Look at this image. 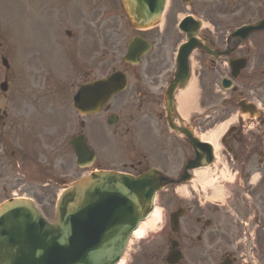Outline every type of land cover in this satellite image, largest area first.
<instances>
[{
  "label": "flooded vegetation",
  "instance_id": "1",
  "mask_svg": "<svg viewBox=\"0 0 264 264\" xmlns=\"http://www.w3.org/2000/svg\"><path fill=\"white\" fill-rule=\"evenodd\" d=\"M197 4L204 6V8L199 7ZM217 4L224 6L222 11L226 14V18L219 22H215L214 19H208L206 16L208 13L218 14V9L211 8V5L217 6ZM119 5L122 9L119 0H100L99 18L105 14L106 17L116 21L118 14L115 12V8L119 7ZM178 5L175 12H169L168 16H164L163 19H161V25L159 24L160 28L153 32L139 33L144 39L146 38V41H149L151 44L154 42V45H158V49L153 54L154 62L151 66L147 60L143 67L137 69L132 66L124 68L128 74V87L126 88V90H128L126 96L118 94V97H116L117 95L114 97L116 98L114 102L119 106L121 115L119 112L112 111L114 104H111L109 108L105 110L107 113V118L104 119L106 124L107 121L109 122L108 119H112L109 114H115L119 121L122 117L123 120L126 119L130 122H134L138 117L145 120H150L152 117H161V111L159 109L163 107V92L172 77V72L169 73L170 67H168V61L162 48L165 44L167 34L170 32H172V34L169 37H176L179 39L178 35L174 33L175 21L178 15L186 9H188L189 12H186L183 16H191L192 21L198 25V33L199 31L201 32L202 35L200 33L199 35L202 41L205 42L204 48L210 49V42H212L214 44L213 49L217 53H220V50L225 51L227 48H234L231 54L226 57L227 60L231 58L233 62L239 58H247L246 51L250 52V49L242 43L247 39L241 41L238 35H232L231 33L233 30L232 27L237 29V27L241 25L240 21L236 25L232 23L237 19L240 20L246 17V13L242 14L245 10H239V7L244 4L240 3L238 0H196L195 3L191 4V10L182 4ZM123 16L125 17L124 14ZM227 21H231L232 25L227 23ZM166 25H168V30L165 28ZM188 28L191 29L190 26H188ZM131 38L132 37L128 33L127 39H120V41L128 42ZM250 38H257L255 42L259 45H264V33L259 32L251 34ZM223 42H225V44L221 47ZM263 53L264 51L260 50L258 56H261ZM203 58H207L208 61L213 64L217 62V60L212 61L203 53L196 52V57L193 56L192 60H194L196 64L194 68H197L198 74L200 75L207 73L205 72V68L201 66V64H205L202 60ZM190 69H192V66ZM260 95L264 96V92L262 93L261 91ZM7 102L13 103L14 101L9 99ZM228 105L224 107L222 115L228 114L226 109ZM21 109L22 107L18 106V111ZM3 112V114L0 113L2 117L6 115V111L3 110ZM21 115L22 114H18V126L22 122ZM6 117L8 118V115H6ZM205 117L209 118L210 115H205ZM263 122L264 119H261L260 123ZM55 128H57V131L54 129L48 136L49 141L52 139L50 143L52 146L50 170L54 172L57 167L61 172H64L69 164V151L65 150V136L67 135V142L70 137L69 127L59 125ZM163 132L164 131L160 127L158 133L163 136ZM241 133L242 136L239 135ZM241 133L230 130L226 136V140H224L226 173L229 176L234 175V177L243 178L245 183L242 181L240 184H237L236 187H246V192H248L251 197L246 193L240 195L239 193L241 191L236 189L232 191L233 193L237 192L233 205L225 204L224 208H220L218 204H213L206 207V211L212 217L209 227L205 225L208 221L204 222L198 219V216L203 211L199 208L200 205L198 204V206L196 204L195 206H189V211L191 212L193 209V212L190 216L180 221L177 232L176 250L178 249L180 251L181 257L177 260L176 264H257L258 261L262 264L264 227H262V230L260 227L243 228L237 226L232 220L238 219L241 215L245 216L249 210L242 212L239 210L252 206L255 210L252 217H256L259 214L262 225L263 196L261 194L260 179L264 178V155L258 153L257 161L254 163L251 162L252 153L250 147H242L241 143H247V139L251 138L262 148L264 131H241ZM43 136L41 139H43ZM1 137L2 132L0 131V138ZM31 137L32 142L38 144V139L37 136L34 135V132L31 133ZM239 142L240 146H237ZM43 145H46V143L43 142ZM32 147L33 146H31V148ZM5 149L6 143L0 140V179L2 176H6L5 179L8 181L7 176H9V183L12 186H18V190L33 196L37 195L38 190H40L41 194L37 195V198L40 200L47 192L45 188L47 185H41V188H38L31 180L38 165V154L33 153V156L29 157L25 148L20 151L19 147L16 152L13 150L10 152V155L19 156L18 162H20V164L18 165L17 178V176L8 174L10 171V164L12 165L14 163V159L11 158L7 160L8 152L5 151ZM41 150L42 155H47L44 148ZM53 178H55L53 183H57V185H60V181L63 179L57 173ZM256 178L259 179L258 182L251 181ZM245 197L249 198V200ZM248 201L251 202V206L247 203ZM254 203L255 207H253ZM247 215L250 216V213ZM222 225L224 226L221 227ZM198 240H200L199 243H197Z\"/></svg>",
  "mask_w": 264,
  "mask_h": 264
},
{
  "label": "rangeland",
  "instance_id": "2",
  "mask_svg": "<svg viewBox=\"0 0 264 264\" xmlns=\"http://www.w3.org/2000/svg\"><path fill=\"white\" fill-rule=\"evenodd\" d=\"M238 1L244 4L239 7V10H245L242 13H246V19H244V21L255 19L263 13L262 10L252 9L251 6L253 2L251 0ZM93 2L94 0H65L63 4L61 2L46 4L44 16L52 18L56 24V26H49L46 24V27L38 22V20L41 22L43 20L41 19L40 10L35 5V0H0V58L5 56L8 59L11 71L18 74V76H16V78L18 77V85H28V83L33 81V86H29L34 87L39 84L40 91L43 93L58 88L61 85H65L72 93L76 90L77 84L83 77L81 73L84 69L99 73L106 71L110 67L107 63L101 65L102 61L96 66L91 67L94 59L91 54L86 55V52H84V50L93 47V42L87 41L93 30L94 33L92 35L96 33L93 23L87 24L86 26L84 25V20L90 19L94 15V10H92ZM178 6V4L171 0L167 16L169 12H175ZM198 6L204 8L202 5ZM211 8L218 9V14L208 13L206 14L208 19H214L215 22H219L226 18V14L222 11L224 6L217 4V6L211 5ZM255 12L256 15H254ZM242 20L243 18L235 20L234 23L231 21H227V23L235 25ZM42 23L45 24V21ZM66 30L72 32L74 36L73 39L68 41L65 38ZM174 33L181 39V35L177 34L175 31ZM171 34L172 32L167 34L165 44L162 48L168 61V67L170 66L169 57H171L172 50L177 41L176 37H169ZM254 44L257 43L254 41ZM157 49L158 45H156L154 51ZM257 60L258 59L255 60V63L258 62ZM4 72V68L0 62V73L2 77ZM194 76L198 79L197 74ZM13 79L14 77H12L11 81ZM243 89L245 90V87ZM197 90L196 102L193 104L189 121L196 126L198 133H204L215 127V124L225 117H228V115L225 117L224 115L218 116L219 112H217L214 114L216 117L211 119L209 123H207V120L195 123L194 120L197 119L199 112L205 109V106L210 105L209 109H212L214 105L219 103V99L223 97L222 93L218 92L216 100L210 103L208 100L209 97H202L200 89L197 88ZM230 95L235 96L233 92ZM2 103L3 102H1V104ZM227 110H230L229 106ZM232 111L233 109L230 112ZM204 114H206V112H204ZM13 115H15V113H13ZM70 120L75 124V114L71 113ZM253 145H255V147L260 146L255 143ZM217 150L219 151L218 166L219 163H224L222 156L223 149L220 144L217 146ZM71 174L78 175L79 171H75L72 168ZM194 184L197 186L196 183ZM199 194L202 193L199 191ZM36 203L44 211V214L51 219L54 203ZM159 220L158 218L153 230L161 226V224L159 226ZM146 231L148 230L146 229ZM156 235L155 233H148L146 238H134L129 246L130 252L142 242L152 244L155 242V239L152 241L150 240ZM128 259H130L129 256Z\"/></svg>",
  "mask_w": 264,
  "mask_h": 264
},
{
  "label": "water",
  "instance_id": "3",
  "mask_svg": "<svg viewBox=\"0 0 264 264\" xmlns=\"http://www.w3.org/2000/svg\"><path fill=\"white\" fill-rule=\"evenodd\" d=\"M162 2V0L158 2V9L162 8ZM94 88H99V86L94 85ZM79 99L80 97L77 98V100ZM76 107L79 108L77 102ZM128 181L119 175L97 173L87 181L89 187L93 189L97 184L104 185L86 195H81L76 191V195L81 196L79 202L83 203L94 199L95 194L111 189L110 184L114 183V187H120L117 190L119 196L128 200L134 213L129 214V219L124 223L105 230L107 224L113 221L112 218L127 214L125 212L128 208L125 206L120 207L123 211L116 209L115 213H110L109 209L113 205L112 199L117 197L115 192L95 203V205H106V211L100 216L92 217L88 209L75 216L80 225L104 228L107 233L115 227L116 231H113L110 237L103 231L98 241L90 247L91 251L89 253L83 251L82 256L87 254V259L72 264H111L118 257L130 230L136 225L137 220L143 218L147 213L146 210L148 207L150 208L153 197L154 188L152 186H140L138 182L126 184ZM123 184L126 185L123 186ZM132 191H135L136 196L132 194ZM60 214L61 211L58 208L56 211L57 222L63 223ZM66 222L64 225L68 227ZM73 236V232L69 228L63 229L58 223H55L54 226L47 224L27 201L11 200L0 206V264H66L70 259L69 256L64 263L59 262L58 258L71 249L70 241ZM54 258H56L55 261L49 262Z\"/></svg>",
  "mask_w": 264,
  "mask_h": 264
},
{
  "label": "bare ground",
  "instance_id": "4",
  "mask_svg": "<svg viewBox=\"0 0 264 264\" xmlns=\"http://www.w3.org/2000/svg\"><path fill=\"white\" fill-rule=\"evenodd\" d=\"M196 93H197V88H196V81L191 80L189 85L184 89L178 91L176 95V100L178 103V111L182 116H186L189 111L193 108V104L196 102ZM233 119H229L226 122H222L219 125H217L215 128L212 130L207 131L206 133L199 135L201 140L206 141L210 144H212L214 147L217 144V140L219 137L225 132L227 129V125L232 121ZM199 179H201L204 176L203 172H198ZM204 185H208L210 182H201ZM217 192V190H215ZM159 215H157V211H153L152 214L144 221L142 222L138 228L132 233V237L138 238L141 237L142 234L145 233L146 229H152L158 220ZM154 229V228H153ZM152 229V230H153ZM148 230V229H147ZM125 260V257H123L117 264H123Z\"/></svg>",
  "mask_w": 264,
  "mask_h": 264
}]
</instances>
